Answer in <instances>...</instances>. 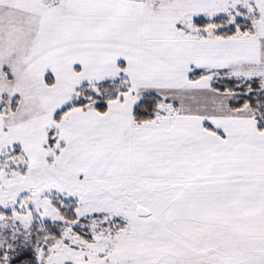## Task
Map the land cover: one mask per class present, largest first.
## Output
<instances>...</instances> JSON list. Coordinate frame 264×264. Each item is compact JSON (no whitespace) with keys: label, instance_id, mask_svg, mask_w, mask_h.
Returning a JSON list of instances; mask_svg holds the SVG:
<instances>
[{"label":"snow or ice","instance_id":"1","mask_svg":"<svg viewBox=\"0 0 264 264\" xmlns=\"http://www.w3.org/2000/svg\"><path fill=\"white\" fill-rule=\"evenodd\" d=\"M0 264H264V0H0Z\"/></svg>","mask_w":264,"mask_h":264}]
</instances>
